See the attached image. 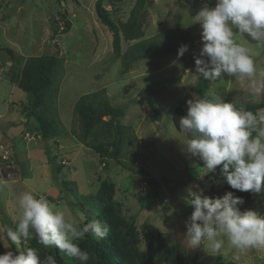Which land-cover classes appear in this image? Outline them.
<instances>
[{"label": "rangeland", "instance_id": "obj_1", "mask_svg": "<svg viewBox=\"0 0 264 264\" xmlns=\"http://www.w3.org/2000/svg\"><path fill=\"white\" fill-rule=\"evenodd\" d=\"M205 2L214 7L216 0H147L140 15L144 20L143 38L180 28L188 29L196 40L179 59L176 49L167 55L133 61L128 71H124L122 58L113 53L112 33L97 17L96 0H0V47L4 48L0 51V77L7 79L10 70L17 77L18 66L22 67L29 57L58 53L62 59L53 92L58 136L43 139L39 135L32 141L26 140L23 133L13 139L4 136L3 141L17 153L19 162L16 156L14 163L5 160V178L0 174V180L5 182L0 187V224L11 225L15 221L10 227L16 228L18 197L24 191H31L37 197L44 195L83 225L93 217L92 211L97 206L88 195L98 190L102 180L109 179L116 183L115 199L122 206V214L134 220L139 228L144 223L153 224L164 235L166 249L158 253L156 264H232L233 253L227 245L223 254L215 257L203 249L193 251L184 245L185 221L194 210L186 203L187 188L199 184L206 195L214 197L208 190L210 185L220 193L224 184L217 183L218 178H213L216 174L197 179L198 159L185 153L182 143L185 138L174 122L177 107L187 110L186 101L196 95L193 87L198 80L193 81L192 74L195 57L202 47L198 39L202 29L199 24H189ZM135 4L136 0L104 1L117 22L126 21ZM61 12L66 13L64 32L58 31L54 20ZM134 42L122 41V49ZM248 43L256 52L257 68L264 71V48ZM167 79V86L154 84ZM228 79L211 83V90L222 99L228 97L244 107L264 106V98L251 102L241 82ZM103 88H106L104 92ZM97 91H102L112 106L126 108L125 116L120 118L128 131L122 164L112 160L102 164L100 157L80 144L73 133L63 132L65 126L74 131L81 129L75 104L82 95ZM146 95L155 100L160 118L151 111ZM27 96L18 86L12 89L7 83L3 85L0 112L8 106L10 109L0 121L11 118L16 123L22 116L17 104ZM26 125L27 130L34 131L36 122L31 118ZM62 158L70 162V167L62 166L57 174V161ZM35 159L48 161L54 173L47 178L35 165ZM144 178L158 187L142 190ZM22 247H29L28 238L23 239ZM66 259L70 264H80L78 260ZM239 264H264V252L252 250L241 257Z\"/></svg>", "mask_w": 264, "mask_h": 264}, {"label": "clouds", "instance_id": "obj_2", "mask_svg": "<svg viewBox=\"0 0 264 264\" xmlns=\"http://www.w3.org/2000/svg\"><path fill=\"white\" fill-rule=\"evenodd\" d=\"M192 24L202 29L193 81L203 78L215 83L234 78L244 86L251 102L264 98V71L257 68L256 52L248 43L264 48V0H216L214 7L205 2L191 17ZM187 51L188 45H181L177 58ZM186 104L179 132L185 138L182 143L187 156L202 163L197 179L216 174L217 183L222 180L232 190L256 196L264 193V106L249 110L212 93L193 94ZM4 185L0 180V187ZM186 191V203L194 209L185 221L187 249H203L215 257L221 256L227 245L233 253L232 264H239L252 250L264 252V213L251 208L242 211L245 201L234 191L212 197L199 184ZM18 215L15 229L0 224V233L10 242L3 245L6 251L0 254V264H57L51 254L41 256L38 248H23L25 238L86 264L89 253L78 241L88 235L102 240L109 233L106 222L91 219L81 225L44 195L37 197L31 191L20 193Z\"/></svg>", "mask_w": 264, "mask_h": 264}, {"label": "trees", "instance_id": "obj_3", "mask_svg": "<svg viewBox=\"0 0 264 264\" xmlns=\"http://www.w3.org/2000/svg\"><path fill=\"white\" fill-rule=\"evenodd\" d=\"M105 0H96L95 10L98 19L108 27L112 33L113 53L121 57L124 63V71H128L130 63L137 60L148 59L167 55L176 51L181 45L191 46L195 39L188 29H170L155 36H145L144 20H141V9L146 5L147 0H136L129 18L123 22H117L104 6ZM111 3L115 0H110ZM65 20L66 13H60ZM126 50L122 49V41H134ZM4 48L0 47V51ZM11 53V52H10ZM12 54V53H11ZM13 55V54H12ZM61 56L58 53L29 57L23 64L17 86L22 89L30 98V105L24 108L28 120L33 118L36 122L38 134L43 139L58 136L59 129L53 107L56 87V80L61 69ZM169 79L155 82V86H167ZM106 88H103V92ZM197 96L207 93L217 95L211 90V82L198 80L193 87ZM102 91L91 92L82 95L76 102L74 112L81 123V129L74 131L77 139L93 150L106 165V161L123 163L122 156L127 140V126L120 118L125 116L126 108L112 106L103 96ZM145 100L151 111L157 118L161 117L155 100L145 96ZM224 100L231 101L228 97ZM262 104L245 106L254 110ZM187 114L185 107L178 106L174 113V122L179 126L181 117ZM109 119H105V117ZM53 117V118H52ZM62 165L58 164L55 172L60 174ZM219 169V166H218ZM213 178H218L216 175ZM219 179V178H218ZM222 181V180H221ZM152 182V181H151ZM223 182V181H222ZM154 187L156 184L152 182ZM213 192L214 197L222 196L227 191H234L235 195L244 199L241 210L255 209L264 213V193L259 196L239 192L230 189L224 183L222 191L216 193L214 186L208 189ZM117 186L109 179L102 180L98 190L88 198L97 205L92 211L91 219H100L109 227L107 238L102 240L93 239L90 235L78 241L79 247L89 253L90 259L86 264H156V256L160 251L166 249L165 237L158 227L153 224L144 223L141 228L134 220H130L122 214V206L116 201ZM91 219H86V224ZM29 239V247L40 250L41 256L51 254L57 264H70V262L55 248L45 249L33 238ZM9 242V241H8ZM10 243V242H9ZM3 245H6L3 233H0V254L5 252ZM14 250V246H13ZM222 264V263H218Z\"/></svg>", "mask_w": 264, "mask_h": 264}, {"label": "crops", "instance_id": "obj_4", "mask_svg": "<svg viewBox=\"0 0 264 264\" xmlns=\"http://www.w3.org/2000/svg\"><path fill=\"white\" fill-rule=\"evenodd\" d=\"M155 1V0H154ZM200 41H201V38H198ZM196 40V39H195ZM12 57H14V55H12ZM23 66V65H22ZM19 67V74H18V76L16 77V75H15V73H14V71L12 70V72H11V70L9 71V73H8V75H7V79H4L3 77H0V91H1V88H2V86L3 85H5L6 83L8 84V85H10L11 86V88L12 89H14V87L15 86H17V79L19 78V75H20V71H21V66H18ZM21 67V68H20ZM14 73V74H13ZM1 80H4L3 82H1ZM4 82H6V83H4ZM24 96H26V95H24ZM30 98L27 96V98L25 99V101L23 102H21V103H18L17 104V106L19 107L18 108V110L22 113V116H20L16 121V123H13V121H14V119H9V120H6V121H0V144L1 143H5L3 140H4V136H7V132H8V130H9V128L10 127H12V126H14V125H18V124H20V123H24L25 124V127H26V129L25 130H27V125H26V123H28V122H30V120H28V117L26 118V113L24 112V108L25 107H27L28 105H30ZM11 104H13V102L11 103ZM12 108V107H11ZM8 109H10V107L8 106L7 107V109H6V111H3V112H0V119L1 118H3L4 116H5V114H6V112L8 113ZM24 114V115H23ZM26 115V116H25ZM59 119V118H58ZM60 119H61V117H60ZM59 119V120H60ZM62 121H63V119H61ZM61 122V121H60ZM61 124V123H60ZM65 124V123H64ZM65 130L63 131V132H70V133H73V136L77 139V137L74 135V130L73 129H68L67 128V126H65ZM78 140V139H77ZM79 141V140H78ZM80 142V141H79ZM80 144H82V145H84V146H86L85 144H83L82 142H80ZM9 145V144H8ZM87 147V146H86ZM88 148V147H87ZM89 149V148H88ZM15 151V150H14ZM14 154H15V156H16V158H17V162H19L18 161V157H17V153L16 152H14ZM32 160H33V158H32ZM5 162V160L3 159V157H2V151L0 150V174H2L3 175V177H4V173H3V169H4V163ZM34 162H35V165L37 166V168H39V169H42L43 171H44V173L46 174V176H47V178L50 176V175H52L54 172H52L51 173V171H50V165H49V162L48 161H43V160H41V159H35L34 160ZM17 170V169H16ZM17 172L19 173V170H17ZM5 178V177H4ZM8 179V178H7ZM9 179H11V175H10V178ZM12 179L13 180H15V177L13 178L12 177ZM14 224H16V222L14 223L13 222V224H11V225H7V226H12V225H14ZM6 225V224H5Z\"/></svg>", "mask_w": 264, "mask_h": 264}, {"label": "built area", "instance_id": "obj_5", "mask_svg": "<svg viewBox=\"0 0 264 264\" xmlns=\"http://www.w3.org/2000/svg\"><path fill=\"white\" fill-rule=\"evenodd\" d=\"M195 1V0H191ZM1 4V3H0ZM57 29L59 32H64L66 30V25H65V20L62 18L60 14L55 16L54 18ZM24 138L28 141L36 140L37 137L39 136L38 131H30V130H25L23 132ZM0 150L2 151V157L4 160H6L9 163H14L15 162V155L13 153V150L10 148V146L6 143H1L0 144ZM58 164L62 165L64 168L70 167V162L66 158H62L57 161ZM154 185L152 184L151 180L149 178H144L141 182V189L144 191H150L152 190V187Z\"/></svg>", "mask_w": 264, "mask_h": 264}, {"label": "water", "instance_id": "obj_6", "mask_svg": "<svg viewBox=\"0 0 264 264\" xmlns=\"http://www.w3.org/2000/svg\"><path fill=\"white\" fill-rule=\"evenodd\" d=\"M178 47L177 49H179ZM26 127L24 123H20L18 125H14L9 128L7 132V137L10 139H13L15 136L21 135L25 131ZM198 159V158H197ZM199 162V168L202 166V163L198 160Z\"/></svg>", "mask_w": 264, "mask_h": 264}]
</instances>
